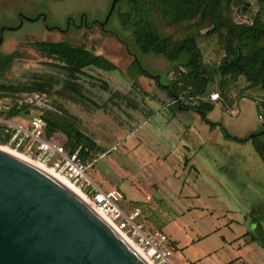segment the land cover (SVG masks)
Listing matches in <instances>:
<instances>
[{"label": "rangeland", "instance_id": "374dc122", "mask_svg": "<svg viewBox=\"0 0 264 264\" xmlns=\"http://www.w3.org/2000/svg\"><path fill=\"white\" fill-rule=\"evenodd\" d=\"M237 1L235 0L231 9L232 19L236 23L248 22L245 6L238 4ZM246 1L256 6V0ZM112 2V0H0V31L5 28L0 54H11L21 45L30 42H70L85 45L89 49L94 48L97 54L107 57L118 66L119 70L116 71L89 68L77 76L76 83L81 88V96L64 88L59 81H54L48 92L57 109V112H48L55 113V119H60L65 126L73 127L91 138L99 146L95 158L105 151L108 144L116 142L122 120L126 118V110L135 104L133 100H137L145 112L150 107L149 103L158 104L159 99L165 97V91L161 86H168V71L173 66L162 56L143 55L140 52L134 38V26L125 27L121 18V15L130 10L127 2L118 4L109 22L105 24ZM40 14L46 16V23L37 20ZM21 15L25 20L19 18ZM82 15L86 17V24L83 27H72L69 33L56 31L64 29L70 18H75L79 24ZM185 26L187 25L168 27L159 24V29L162 34L169 35L176 41L193 32ZM205 34V31L201 32L203 36L198 40L204 59L212 66H218L225 54L220 36ZM47 63L49 62L32 49L23 47L22 59L13 69L12 77L18 78L27 73L57 75ZM139 63L152 77L140 75ZM19 94L2 96L15 97L14 95ZM243 101L246 118L251 120L255 118L257 123L256 126L254 121H248L244 129L262 132L264 125L256 115L257 103L248 98ZM218 104L222 105L224 101L221 100ZM32 112L41 114L33 110ZM8 121L29 127L31 117L27 113L12 114ZM229 130L233 132L232 129ZM57 139L60 143L67 141L62 132ZM263 140L264 136L260 138L261 142ZM231 144L233 148L228 149L226 154L220 153L221 158L226 157V164L229 167L233 163V175L228 177L227 181L228 188L234 195L232 201L227 202L229 213H225L228 218L234 220L231 227H226L225 219L219 218L223 212L220 210V203L216 201L212 202L213 206L205 213L183 215L169 212L145 213L147 222L143 218L145 216L141 217V221L137 220L146 232L161 231L149 229L148 223L154 227L165 226L166 234L172 237L174 245L178 246L171 257L173 264H225L228 260L233 261V264H244L243 261L236 259L239 256L251 264H262L259 261V254L264 255V249L260 243H253L250 248L258 256L256 259L249 253L248 248L242 247L239 251V246L242 245L235 239L243 236L249 225L253 236L260 238L262 236L256 229L258 226L264 228V162L258 155L252 138L245 143L232 141ZM22 152L15 153L25 157ZM105 163L104 160L94 161L96 166L86 170L87 176L94 178V174L101 172ZM112 171V174L117 175L115 169L112 168ZM123 186L129 201L142 200L143 196L136 188L126 184ZM196 204L202 208L207 206L202 201ZM229 222L227 219V224Z\"/></svg>", "mask_w": 264, "mask_h": 264}, {"label": "trees", "instance_id": "16d2710c", "mask_svg": "<svg viewBox=\"0 0 264 264\" xmlns=\"http://www.w3.org/2000/svg\"><path fill=\"white\" fill-rule=\"evenodd\" d=\"M123 2L128 3L130 10L121 15V18L125 27L134 26V38L140 52L143 55L162 56L173 64L166 88L168 99L175 107H185L181 98L201 99L210 95L211 86L217 84L216 92L220 95V100L227 103L230 100L251 99L258 105V116L264 115V0H256L257 7L246 0L237 1L245 6L248 19L245 23H236L232 19L231 9L235 0H119L117 5ZM159 24L168 27L186 24L185 28L192 29L193 32L174 41L169 35L162 34ZM203 31L206 32L205 36H220L225 54L218 66H212L204 59L198 43ZM23 47L32 49L47 60V66L57 75L27 73L13 78V69L22 59ZM89 68L119 70L107 57L85 45L46 41L21 45L11 54H0V100L5 98L2 95L8 94L50 92L54 81L61 82L64 88L81 96V88L76 83L77 76ZM139 68L140 75L152 77L140 63ZM233 92L236 98L232 97ZM5 99L10 104H7L9 109L0 114L4 119L12 114L30 112L27 107L20 106V99ZM193 108L206 119L214 105L201 101ZM54 114L47 112L41 115L45 121L42 138L59 141L57 138L62 132L67 138L62 143L67 155H77L83 164L93 161L99 146L79 130L65 126L60 119H55ZM261 133V136L256 135L252 139L264 162V140L260 141L264 130ZM12 137L13 132L0 127V145H8ZM227 137L242 143L251 139L239 140L230 135ZM261 235L258 240L264 248V233Z\"/></svg>", "mask_w": 264, "mask_h": 264}, {"label": "crops", "instance_id": "0c3cea01", "mask_svg": "<svg viewBox=\"0 0 264 264\" xmlns=\"http://www.w3.org/2000/svg\"><path fill=\"white\" fill-rule=\"evenodd\" d=\"M169 73L168 82L171 78ZM216 87L211 86V94L217 93ZM161 88L165 97L159 99L158 104L149 103L150 107L145 112L137 100H133L135 104L126 110L116 142L108 144L105 151L93 160L106 162L101 172L89 179L111 196L124 212L130 214L137 208L141 209L140 221L145 213H205L216 201L223 212L219 218L225 219L226 227H231L234 220L225 213H229L227 202L232 201L234 195L227 181L233 175V163L229 167L226 157L221 158L220 153L226 154L233 148L231 142L235 140L227 135L243 140L259 133L256 129H244L248 121H254L257 126L255 118H246L243 100H230L222 105L218 104L220 100L205 102L214 105L205 119L193 106L175 107L168 99L166 86ZM232 97L236 98L234 92ZM255 110L258 117V105ZM115 147L117 150L112 151ZM112 168L117 175L112 174ZM124 184L136 188L142 194V200L129 201ZM242 193L244 196V187ZM198 200L205 202L206 208L197 206ZM143 218L146 221V216ZM227 219L230 221L228 224ZM148 225L149 229H160L166 234L165 226ZM251 231L249 225L246 233L235 241L239 240L242 245L239 251L242 247L248 248L249 253L258 259L250 248L253 243H260L259 237L253 236ZM170 240L177 250L172 237ZM236 259L251 264L242 256ZM259 261L264 264V255L259 254ZM225 264H233V261L228 260Z\"/></svg>", "mask_w": 264, "mask_h": 264}, {"label": "water", "instance_id": "95a60500", "mask_svg": "<svg viewBox=\"0 0 264 264\" xmlns=\"http://www.w3.org/2000/svg\"><path fill=\"white\" fill-rule=\"evenodd\" d=\"M118 1L113 0L105 24ZM0 264L153 263L49 169L0 149Z\"/></svg>", "mask_w": 264, "mask_h": 264}, {"label": "built area", "instance_id": "2783aa9c", "mask_svg": "<svg viewBox=\"0 0 264 264\" xmlns=\"http://www.w3.org/2000/svg\"><path fill=\"white\" fill-rule=\"evenodd\" d=\"M33 97L35 96H29L28 99ZM36 97L38 99V96ZM36 100L33 99V102ZM219 100L220 95L218 93H212L201 99L181 98L186 106H195L201 101L215 102ZM7 104H10V101L0 100V114L9 109ZM27 114L31 117L29 127L12 123L0 116V127H5L9 132H13L11 142L5 146L15 152L23 151L22 154L25 157L27 156L37 165L53 171L54 174L65 178L74 185L84 198L95 205L130 244L153 264H173L171 257L175 248L170 238L161 231H144L143 226L137 222L142 214L141 209L137 208L130 214L124 212L111 196L101 191L89 179L86 170L94 165V161L83 164L77 155H67L63 144L59 141L55 139L44 140L42 133L45 121L41 117L42 114H35L32 111ZM259 120L264 123L263 114L259 115ZM115 150L117 147L112 149V151Z\"/></svg>", "mask_w": 264, "mask_h": 264}, {"label": "flooded vegetation", "instance_id": "af4514ba", "mask_svg": "<svg viewBox=\"0 0 264 264\" xmlns=\"http://www.w3.org/2000/svg\"><path fill=\"white\" fill-rule=\"evenodd\" d=\"M21 20H25V18L21 15ZM38 21H42V22H46V16L43 14H40L38 19ZM86 17L85 16H81L79 19V24H77L76 19H68V21L66 22L65 28L64 29H58L56 30L59 33H69V31L72 29V27L74 28H81L86 24ZM74 25V26H73ZM49 32H53L54 30H48ZM24 94H28L29 96H38V99L32 103H27V99H20V106L23 107H27L28 110L30 111H35L37 113H47L48 111H55L57 112L56 107L54 106V101L52 99V96L48 93V92H34V93H24ZM9 95V94H8ZM16 98L11 96H5V98ZM4 98V99H5ZM255 135V134H253ZM256 135H262L261 132L256 133ZM251 138V137H250ZM234 140V139H233ZM240 140V139H239ZM244 140V139H243ZM236 141V140H235ZM240 142V141H239ZM242 143V142H241ZM263 227L262 226H258L257 230L260 231V233L262 232ZM263 233V232H262Z\"/></svg>", "mask_w": 264, "mask_h": 264}, {"label": "bare ground", "instance_id": "6f19581e", "mask_svg": "<svg viewBox=\"0 0 264 264\" xmlns=\"http://www.w3.org/2000/svg\"><path fill=\"white\" fill-rule=\"evenodd\" d=\"M0 149H4V150H7V151H10V152H13L12 150H10V149H8V148H4V147H0ZM13 153H15V152H13ZM15 154H17V155H19L18 153H15ZM19 156H21V155H19ZM21 157H23V156H21ZM24 159H26V160H28L29 162H31V163H33V164H36V163H34L32 160H30V159H28V157L27 158H25V157H23ZM37 165V164H36ZM51 171V170H50ZM52 173H53V171H51ZM54 174V173H53ZM55 176H57L61 181H63L64 183H66L67 185H69L71 188H73L77 193H79L82 197H84L83 195H82V193L74 186V185H72L70 182H68L65 178H62V177H59L58 175H56V174H54Z\"/></svg>", "mask_w": 264, "mask_h": 264}]
</instances>
